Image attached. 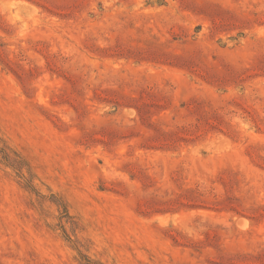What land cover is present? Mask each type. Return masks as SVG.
Listing matches in <instances>:
<instances>
[{"label": "rangeland", "instance_id": "obj_1", "mask_svg": "<svg viewBox=\"0 0 264 264\" xmlns=\"http://www.w3.org/2000/svg\"><path fill=\"white\" fill-rule=\"evenodd\" d=\"M0 264H264V0H0Z\"/></svg>", "mask_w": 264, "mask_h": 264}, {"label": "trees", "instance_id": "obj_2", "mask_svg": "<svg viewBox=\"0 0 264 264\" xmlns=\"http://www.w3.org/2000/svg\"><path fill=\"white\" fill-rule=\"evenodd\" d=\"M1 151L4 153V158H8L9 157V153L6 151V149L1 148ZM66 212V209L64 210Z\"/></svg>", "mask_w": 264, "mask_h": 264}, {"label": "bare ground", "instance_id": "obj_3", "mask_svg": "<svg viewBox=\"0 0 264 264\" xmlns=\"http://www.w3.org/2000/svg\"><path fill=\"white\" fill-rule=\"evenodd\" d=\"M228 146H229V145H228ZM226 148H227V147H226ZM243 222H244V221H242V223H243ZM239 223L241 224V221H240ZM245 223H246V222H245ZM242 225H243V224H242ZM244 226H246V225H243V227H244ZM241 229H242V228H241Z\"/></svg>", "mask_w": 264, "mask_h": 264}]
</instances>
